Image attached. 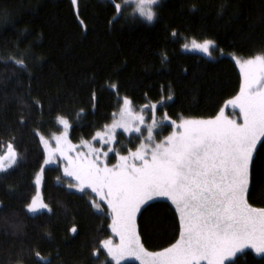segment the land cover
<instances>
[{
    "label": "trees",
    "instance_id": "1",
    "mask_svg": "<svg viewBox=\"0 0 264 264\" xmlns=\"http://www.w3.org/2000/svg\"><path fill=\"white\" fill-rule=\"evenodd\" d=\"M224 0H162L158 19L147 23L121 20L111 27L108 20L113 9L106 0H78L81 17L87 24L82 31L70 0H0L11 5L12 15L0 22V152L11 135L20 152L17 167L0 183V261L15 259L21 248H37L51 259L52 264H93L92 247L99 239L111 235L109 216L96 213L87 198L75 190L56 183L62 176L59 165L45 167L42 192L53 209L52 214L32 218L26 214L24 203L33 194L34 173L43 156V146L32 134L33 128L47 137L60 127L48 113L47 105L69 114V132L74 144L89 142L105 124L112 122L120 101L108 88L109 82L119 85V97L128 96L139 111L144 103L156 102L167 95L169 87L173 100L165 101V110L173 119L178 114L209 118L224 107L226 101L239 92L242 75L233 56L247 58L264 49V0H228L223 16H217ZM195 3L199 10L190 11ZM175 29L177 37L170 31ZM208 37L217 41L224 55L215 58L185 51L183 37ZM30 53L29 72H22L7 61L8 52ZM167 54V60L162 59ZM29 73L31 79H29ZM96 92L95 109L90 108L91 92ZM32 98L44 104L41 117ZM84 109L79 119L71 115ZM145 109V113H147ZM24 113L28 127L18 124ZM29 113H31L29 115ZM226 115L231 114L225 108ZM157 117L161 107L157 106ZM162 135L171 128L165 121ZM120 144L130 138L119 132ZM119 143V142H118ZM127 146H123V151ZM122 151V150H121ZM122 151V152H123ZM264 152L260 153L254 171L259 190L264 186ZM264 198L256 195L254 206H264ZM137 215V232L149 251H159L178 238V216L167 200H155ZM106 207V206H105ZM23 224L16 232L12 223ZM75 224L77 233L69 228ZM239 264H259L261 260L251 250L237 255ZM26 264H32L28 259ZM124 264H139L128 261Z\"/></svg>",
    "mask_w": 264,
    "mask_h": 264
},
{
    "label": "snow or ice",
    "instance_id": "2",
    "mask_svg": "<svg viewBox=\"0 0 264 264\" xmlns=\"http://www.w3.org/2000/svg\"><path fill=\"white\" fill-rule=\"evenodd\" d=\"M106 2L113 9L109 27L129 19L154 23L162 5V0ZM70 3L81 30L86 32L87 24L81 17L78 0ZM227 6L228 0H224L218 6L217 16H223ZM198 10L195 3L190 5V11ZM11 15V5H0V22H6ZM170 35L177 37L178 32L173 28ZM183 39L184 50L208 57L225 54L213 38L185 36ZM15 48L16 52L7 53V61L22 72H29L26 57L30 53L19 50L18 44ZM161 55L167 60L166 53ZM233 59L242 75L239 92L209 118L169 116L165 101L173 100L170 87L166 96L144 103L136 111L128 96L119 97V85L109 82L107 86L117 95L120 106L112 113V122L92 137L99 141V147L81 140L87 152L78 151L69 138L72 128L69 114L55 110L49 102L48 113L60 127L47 137L39 128L32 129L33 136L43 146V156L34 173L33 194L24 203L26 214L36 218L53 213L42 187L45 167L59 165L62 176H56V183L82 193L90 208L111 219L108 225L111 235L99 239L92 247L93 264H122L129 258L139 264H239L237 255L249 249L261 258L259 264H264V206H254L251 202L256 195L264 198V186L258 190L253 175L260 153L264 152V49L247 58L233 56ZM4 60L0 56V61ZM90 95V108L95 109L96 92L93 90ZM33 106L42 117L45 106L41 100L32 98L28 107ZM228 106L232 109L230 115L225 113ZM83 112L80 108L71 115L79 119ZM165 121L171 131L167 135L157 133L156 129L163 127ZM18 124L28 127L23 112ZM118 129L129 136L136 134L138 143L121 152L114 147ZM11 132L9 129L5 150L0 152V183L11 176L21 155ZM260 167L264 168V161H260ZM157 198H165L174 207L179 235L174 237V243L161 250L149 251L137 232V215L142 209L147 210L145 206L151 207L149 202ZM10 227L15 234L22 231L23 224L15 222ZM69 231L76 234V225ZM13 255L15 259H9L7 264H26L28 259L32 264H52L35 247L21 248Z\"/></svg>",
    "mask_w": 264,
    "mask_h": 264
},
{
    "label": "rangeland",
    "instance_id": "3",
    "mask_svg": "<svg viewBox=\"0 0 264 264\" xmlns=\"http://www.w3.org/2000/svg\"><path fill=\"white\" fill-rule=\"evenodd\" d=\"M185 51H189V50H185ZM189 52H195V51H189ZM195 53H199V52H195ZM199 54H202V55H205V54H203V53H199ZM206 56V55H205ZM208 57V56H207ZM215 57H218V56H216V53H214L213 54V56L211 57V58H215ZM238 67H239V65H238ZM240 69V68H239ZM228 108H230L231 109V106H228ZM135 109V108H134ZM232 110V109H231ZM137 111V110H136ZM237 112H238V109L236 110ZM228 115H230V114H228ZM146 122H147V116H146ZM159 131H161V129L160 128H157L156 129V132L158 133ZM119 132H123V130L122 129H118L117 130V143H116V145H114V147H116V148H118L120 151L122 150L123 151V146H129V144H128V142H126V141H123L122 142V144H120V140H119ZM124 134H126V135H128L127 133H124ZM129 136V135H128ZM135 136H136V134H132V136H129L131 139L132 138H134V141L133 140H131V143H134V142H138L136 139H135ZM69 138H70V135H69ZM91 143H93L95 146H97V147H99V141L97 140V141H94V140H91L90 141ZM119 142V143H118ZM73 143V142H72ZM74 144V143H73ZM74 145H76V144H74ZM77 146V150L78 151H82V152H87L88 151V149L85 147V146H83L82 144H77L76 145ZM121 151V152H122ZM124 152V151H123ZM112 153H110L109 154V157H110V159H111V157H112ZM49 166H51V165H49ZM94 195V194H93ZM156 200H166L165 198H157ZM150 202H152V201H150ZM149 202V203H150ZM117 240H118V238H116ZM250 250V249H249ZM252 251V250H251ZM239 255V254H238ZM128 261H136L134 258H129V259H127V260H125L124 262H122V264H124V263H126V262H128ZM136 262H139V261H136Z\"/></svg>",
    "mask_w": 264,
    "mask_h": 264
}]
</instances>
